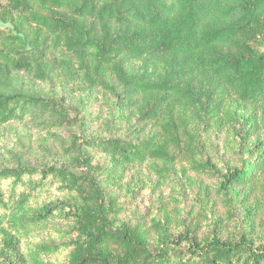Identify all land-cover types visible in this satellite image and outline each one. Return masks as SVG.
<instances>
[{"label":"trees","instance_id":"1","mask_svg":"<svg viewBox=\"0 0 264 264\" xmlns=\"http://www.w3.org/2000/svg\"><path fill=\"white\" fill-rule=\"evenodd\" d=\"M31 121L81 171L0 166V264H264L247 224L199 236L168 217L133 223L110 184L144 166L172 181L183 165L216 179L235 216L236 185L263 181L264 0H0V128ZM212 129L240 145L225 170ZM56 217L74 237L24 248Z\"/></svg>","mask_w":264,"mask_h":264},{"label":"rangeland","instance_id":"2","mask_svg":"<svg viewBox=\"0 0 264 264\" xmlns=\"http://www.w3.org/2000/svg\"><path fill=\"white\" fill-rule=\"evenodd\" d=\"M226 137V133H218L215 129L206 134V138L215 143L207 145L208 153L214 155L223 170L235 163L233 150L240 148V145H227ZM43 139L46 143L51 142L49 131L33 121L1 127L0 166L46 160L73 164L70 158L60 153V145H39ZM43 147L51 148L53 154L45 152ZM251 149L253 145L243 151L248 163L256 162L258 158V151L251 152ZM86 155L92 158L93 165H110V159L96 151H85L83 156ZM182 167L183 165L178 166L179 172L172 181H160L144 166L136 170L129 167L118 184L110 182L111 188L125 207L123 218L133 223L149 224L153 217L157 216L162 220L168 217L177 231L188 227L199 236L208 234L211 229L218 230L224 236H235L242 225L247 224L251 238L264 240V167L259 170L262 182L255 179L251 180L253 188L238 184L233 189L236 191L233 218L228 217L226 207L216 194L215 186L218 181L190 169L182 171ZM72 168L81 171V167L78 168L75 164ZM68 227L69 221L56 217L31 229L23 240V246L30 250L38 243H54L72 238L74 234L66 232Z\"/></svg>","mask_w":264,"mask_h":264}]
</instances>
